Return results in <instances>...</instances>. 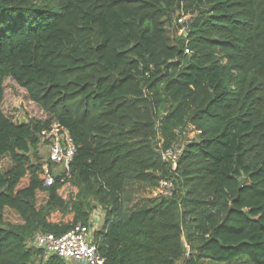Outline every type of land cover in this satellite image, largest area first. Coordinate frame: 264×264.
<instances>
[{"label": "trees", "instance_id": "trees-1", "mask_svg": "<svg viewBox=\"0 0 264 264\" xmlns=\"http://www.w3.org/2000/svg\"><path fill=\"white\" fill-rule=\"evenodd\" d=\"M6 80L45 118L6 115ZM54 123L76 152L46 186ZM99 209L106 264H264V0H0V264H67L28 241Z\"/></svg>", "mask_w": 264, "mask_h": 264}, {"label": "built area", "instance_id": "built-area-1", "mask_svg": "<svg viewBox=\"0 0 264 264\" xmlns=\"http://www.w3.org/2000/svg\"><path fill=\"white\" fill-rule=\"evenodd\" d=\"M184 19L180 16L177 19L178 24L182 25ZM185 33L184 27L178 29L177 34ZM188 48L185 54H189ZM40 147L48 150L49 156L47 161L43 162L41 169L45 175V185L50 186L55 181L52 166H60L59 175L67 174L69 165L76 152V147L69 131L54 123L49 128L42 130L39 134ZM180 150L175 148L172 150L161 151L162 160L175 170L179 160ZM175 190V186L171 180L162 179L154 192L157 196L169 197ZM97 229V221H93L90 225L77 223L62 235H54L50 233H37L28 241L29 246H33L41 251L44 260L50 256H57L64 262H83L84 264H106V259L102 257L98 251L97 245L94 243L93 234Z\"/></svg>", "mask_w": 264, "mask_h": 264}, {"label": "rangeland", "instance_id": "rangeland-1", "mask_svg": "<svg viewBox=\"0 0 264 264\" xmlns=\"http://www.w3.org/2000/svg\"><path fill=\"white\" fill-rule=\"evenodd\" d=\"M195 14H185L182 15L183 22L186 24H189L191 20L194 18ZM179 23V22H178ZM167 26L169 27L170 31V37L173 39V22L167 23ZM4 101L2 104L3 111L6 115H9L10 113L13 114L12 117L14 119H20L23 120L24 117H32V118H37V119H44L45 115L41 112V110L34 104L28 101L27 98L24 97V94L21 93L20 91L17 92L16 89H13L12 83L8 80L4 82ZM49 156V152L46 148L40 147L38 150V157L39 161L41 160L42 162L47 161ZM32 162H35V160L32 158ZM52 171L54 175H59L61 172V167L60 166H52ZM126 197L127 199L131 202L134 203L139 199H145V198H154L157 197V193L154 192V190L146 189L143 187H137V186H128V190L126 192ZM133 206V205H132ZM99 214H100V219L99 223L97 224V228H100L102 225V220L104 213L99 209ZM183 245L186 247L187 252L189 251V245L186 240H183ZM68 264H84L83 262H71ZM202 264H215L214 262L211 261H203Z\"/></svg>", "mask_w": 264, "mask_h": 264}, {"label": "water", "instance_id": "water-1", "mask_svg": "<svg viewBox=\"0 0 264 264\" xmlns=\"http://www.w3.org/2000/svg\"><path fill=\"white\" fill-rule=\"evenodd\" d=\"M21 123H24V120H21Z\"/></svg>", "mask_w": 264, "mask_h": 264}, {"label": "crops", "instance_id": "crops-1", "mask_svg": "<svg viewBox=\"0 0 264 264\" xmlns=\"http://www.w3.org/2000/svg\"><path fill=\"white\" fill-rule=\"evenodd\" d=\"M99 222H100V221H99ZM99 222H98V223H99ZM98 223H97V224H98ZM97 229H98V228H97Z\"/></svg>", "mask_w": 264, "mask_h": 264}]
</instances>
